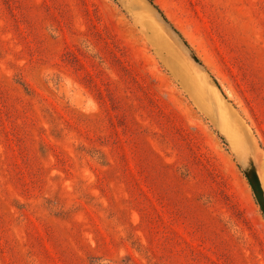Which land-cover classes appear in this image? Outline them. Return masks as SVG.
<instances>
[{"label":"rangeland","instance_id":"1","mask_svg":"<svg viewBox=\"0 0 264 264\" xmlns=\"http://www.w3.org/2000/svg\"><path fill=\"white\" fill-rule=\"evenodd\" d=\"M150 1L191 55L142 0H0V264H264L211 96L264 189V0Z\"/></svg>","mask_w":264,"mask_h":264},{"label":"water","instance_id":"2","mask_svg":"<svg viewBox=\"0 0 264 264\" xmlns=\"http://www.w3.org/2000/svg\"><path fill=\"white\" fill-rule=\"evenodd\" d=\"M145 2L146 6L151 10L155 18L163 25L164 29L170 34L173 42L180 46L184 52L191 55V49L180 36V34L173 28V26L165 19L162 13L152 5L150 0H142ZM215 85V84H214ZM216 86V85H215ZM226 141V140H225ZM237 165L239 166L242 174L244 175L250 190L253 194L254 200L260 209L261 214L264 217V194L261 188L260 182L254 165L252 163V158L248 150L244 146H240L237 152H232Z\"/></svg>","mask_w":264,"mask_h":264},{"label":"bare ground","instance_id":"3","mask_svg":"<svg viewBox=\"0 0 264 264\" xmlns=\"http://www.w3.org/2000/svg\"><path fill=\"white\" fill-rule=\"evenodd\" d=\"M189 83L192 86H194L196 88V90L200 93L201 106L203 107V109L211 112L210 108H212V107L209 104L210 103V98L208 96L209 92H206L207 90H206V86L204 85V83H202L197 78V76L194 75V73H190ZM211 96L213 97V102L215 103L214 105H216V109L219 108V114H220L219 117L221 119L220 120V127L228 139L231 150L233 152H237L240 146H244L246 148L244 129L242 128V125H241L238 117L233 112H231L230 110L225 108L223 105H218L217 98L214 96V94L211 93ZM248 137H250V136L248 135ZM257 173H258V170H257ZM261 174H262V171H261ZM263 175H264V172H263L262 176ZM258 177H260L259 174H258ZM260 181H261V179H260ZM262 182L264 183V179L262 180ZM263 192H264V189H263Z\"/></svg>","mask_w":264,"mask_h":264},{"label":"trees","instance_id":"4","mask_svg":"<svg viewBox=\"0 0 264 264\" xmlns=\"http://www.w3.org/2000/svg\"><path fill=\"white\" fill-rule=\"evenodd\" d=\"M156 7V6H155ZM157 8V7H156ZM158 9V8H157ZM159 10V9H158ZM160 11V10H159ZM161 12V11H160ZM211 79H212V81H213V83L216 85V87L218 88V85H217V82H216V80L213 78V77H211ZM17 83L16 84H18L20 87H22V89H24V90H26V86L24 85V83H22V82H18V81H16ZM220 140H222V138L220 137ZM56 215H54V217H55Z\"/></svg>","mask_w":264,"mask_h":264}]
</instances>
